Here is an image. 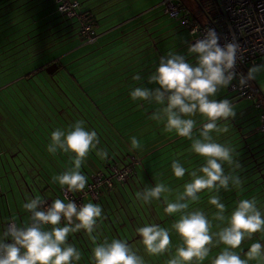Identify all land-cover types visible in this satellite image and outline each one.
<instances>
[{
  "label": "clouds",
  "instance_id": "obj_1",
  "mask_svg": "<svg viewBox=\"0 0 264 264\" xmlns=\"http://www.w3.org/2000/svg\"><path fill=\"white\" fill-rule=\"evenodd\" d=\"M198 29H193L195 36ZM240 45L233 41L224 46L219 44V36L214 29H207L202 39L187 48V55H195V64L189 63L185 55L170 51L162 56L149 83L158 87L149 89L136 87L130 92L133 101L155 102L166 105L154 112L150 119L164 121L168 133L191 141L190 151L203 158L202 166L188 171L179 160H173L171 171L177 179H183L186 172L190 179L183 183L182 190L175 191L165 183H156L136 193V199L144 205L161 201L163 211L168 216H178L170 226L145 223L135 232L140 237L144 253L149 257L168 255L165 264H203L209 260L213 249L218 253L211 257L209 264H264V244L255 241L250 244L243 257L241 246L252 240L254 234H264V208L258 206L255 197L240 199L230 215H226V205L220 196L221 190H243V179L238 173L240 163L235 159V148L217 142L213 133L227 132V121L236 115L233 102L227 98L214 97L238 78L241 88L264 72V64L253 65L247 74L235 71ZM134 80H140L136 75ZM199 114L204 121L194 135ZM224 126H221V125ZM100 143L95 130H88L84 120H77L65 131L57 128L51 133L47 151L55 155L58 151L74 154L73 166L52 181L68 193L83 192L88 187V177L81 172V166L93 150L101 159L108 153L98 149ZM131 149H137L139 140L130 137ZM225 165L230 169L225 172ZM211 193L208 204L216 211L212 219L200 209H190L198 203L200 194ZM170 197H174L170 199ZM23 208L30 213L29 221L23 226L9 222L0 238V264H78L81 251L69 237L83 230L92 241L91 264H147L145 258L137 254L133 244L126 239L98 241L96 235L98 221L103 217V208L98 203L77 204L74 200L55 199L50 206L43 207L47 200L40 195L26 196ZM213 221L215 224L214 231ZM46 226H50L48 229ZM179 237L180 244L174 252L171 234ZM10 239V243H5Z\"/></svg>",
  "mask_w": 264,
  "mask_h": 264
},
{
  "label": "trees",
  "instance_id": "obj_2",
  "mask_svg": "<svg viewBox=\"0 0 264 264\" xmlns=\"http://www.w3.org/2000/svg\"><path fill=\"white\" fill-rule=\"evenodd\" d=\"M3 1L12 2L13 0H0V5H3L1 4L3 3ZM51 1L54 3L53 0ZM197 2L201 5L202 9L204 10V15L207 19H212L215 17L217 13V7L214 6L211 0H197ZM78 5L79 13H81L84 18H86V23L93 28L94 33L97 35L95 31L96 27L94 20L90 17L88 12L81 11L80 4ZM59 17L61 16L59 15ZM63 20L67 22V25L66 27H61L60 31L63 32V34L59 37L60 41L58 43L67 44L73 40H78L82 48H90L91 46L96 45L98 40L94 44H85V40L80 34V26L77 21L65 19ZM45 31H47V29ZM50 36L51 34L48 36L44 35L45 38H48ZM30 39L31 38L29 37L23 43L28 42ZM19 45L20 44H17L16 47H18ZM46 45L47 43H43L42 46H45V48L40 51L38 47H35V42H32L30 46H34L35 48H32L31 51H28V46H25L21 50H17L13 55H17V58L15 59L20 60L21 63L27 61L28 68L27 71L19 74V76L14 79L15 81L7 85L6 87L0 89V122L5 121V119L10 121L8 125H5L6 123L0 124L1 130H3L2 125H4V127L6 128V130H3L5 131L4 133L6 138H8L14 144H17L16 140L19 139V137L16 136L18 135V133L16 132V129H14V127H17L18 131H20L19 134L22 133L26 136L30 144L36 145V143H38L41 138H44L45 140H51V133L55 129L60 128L67 131L70 126L73 125L77 120H84L86 129L95 130L98 134L100 140V143L97 146L98 149H104L108 153L106 159H101L99 156H97L95 150L89 153L86 158L87 163L89 164H85V166L87 168L89 167L88 169L90 171L88 172L86 170L84 164H82L81 166V172L88 177V183L90 181V177L97 173L101 174L103 177L106 178L108 175H110L112 167H128L131 170V173L129 174L125 182L120 184L114 182V188L111 191L103 189L99 194L98 202L93 203L100 204L103 208V211L105 212V205L109 206L110 203L114 204V196L117 198L118 193L122 197L123 195H126V202L132 203L135 209V214L133 213V211H131L130 213L124 211L126 212L125 217L129 219L131 224V227H129L132 228L134 232L137 227H141L145 223L153 222L163 227L170 228L171 224L176 219H178V216H168L165 213L163 216H161L160 212L157 211L156 207L160 206V210L164 212L163 208L165 207V205L163 204L162 199L161 201H153V203L149 205H142L141 203H138V200L136 199V196L133 191V185L135 186L136 192L144 190V185L140 179L139 173L142 175L149 187L154 186L156 184L154 179L158 176L154 175L151 177V172L147 171L149 167L144 166V161H142L141 159L144 157L145 154L149 155L147 153H150L151 151L148 150L154 148L156 145H158V143L150 148L144 147V150H140V147H138L139 149H131L130 142L125 140L126 135L124 134L125 129L123 131L124 127L114 128L112 123L110 122L111 118L113 119L114 117H118L120 114L110 115L111 117L109 118V112H103L104 110H102L105 107H111L110 109H113L112 111H114V109L120 107L121 104H116L115 102L113 104L108 105L107 103L111 102L115 98H111L105 101L106 98H104V96H99L100 92H98V90L101 91L99 82L101 80L100 78L102 77L100 76L103 75L105 77H109L115 74L116 76L118 75V77L123 76V79L127 80V77H124V75L129 73L134 68L138 67L141 63L139 65H136L135 67H132L131 65H121L117 70L112 72V68H115L114 66L117 65H111L110 63L113 61V59L122 58L121 56L118 57V55H116L121 53L120 49L117 52L115 51L110 53L106 57H102V54L104 53L102 52L103 47L101 48L97 46L95 48L92 47L91 49H88V51L84 52V54L82 53L78 57V59L69 63H63L60 60L56 61L55 59H50L48 61L43 62L44 64L33 65L36 60L43 58L46 53L51 51L49 49L54 47V45L52 44L50 46ZM82 48L80 47L79 49ZM155 48L159 56H161L157 45L155 46ZM23 50L25 51L24 53ZM109 56H111L110 60L106 61L107 57ZM22 59H24V61H22ZM52 63H56L58 69L53 74L47 75L44 72V68H46ZM149 67L150 65L147 66V68ZM13 68L18 67L14 66ZM154 69H156V67L150 70L153 71ZM15 71L16 70H13V72ZM149 72L151 71H148L147 75L149 74ZM137 74L138 72H135L127 76L128 78H132ZM123 79H121V82H123ZM148 79H146V81H148ZM91 92H93L92 95ZM4 93H6V95H4ZM130 102H133V104H131L127 109H133L135 106H140V103L143 101L139 100L137 103H135V101L133 100H125L122 105L129 104ZM195 132L196 131H194V133ZM260 136L264 137L262 135ZM240 138L242 141L243 138ZM240 138H237L236 142L239 143ZM178 139L179 137H177L175 141H178ZM245 145L246 144H244L243 149L236 150L235 154L237 155V157H241L242 159L241 161H239L241 168L237 170L239 175L241 176L243 181L248 178L249 179L247 182L243 183L242 191L236 189H233L231 191L221 190V192L219 193L222 198V202L226 205V215H230L231 211L236 206V202L240 199H250L255 197L258 202V206L264 208V189H260V183H264V176H262L261 181H256L258 179L257 175H264V157H261L262 159L258 163L255 161L248 163L249 159H255L256 155L251 153L252 156H254L253 158H251V154H248V151H245ZM38 149H40V147H38ZM179 151L172 153V155H177ZM61 153L64 154L65 158L70 162V164L73 165L71 157L74 154L64 153L62 151ZM164 153L159 154L158 156L163 157ZM189 153L192 152L188 150L187 152L183 153L182 156H186ZM195 155L196 154L192 153L190 157ZM197 160H199V158ZM194 162H196V160H193L192 164ZM187 166H189V164H186L184 167ZM224 167L225 172L227 173L230 169L227 165H225ZM146 175H148V179L150 181H148V179L145 177ZM166 178L167 177L159 178L157 183L163 182L164 180H166ZM176 179L177 178L175 177L173 179H169V181H165L164 183L168 186L169 182L174 181ZM187 180L188 179L183 180V183H185ZM181 184L177 183L169 187L174 188ZM255 190L257 191L254 192ZM210 195L211 193H208L206 190L202 192L200 194V201L198 203L190 205V209L198 208L204 211L205 214L209 217V219H212L213 213L216 211V209L214 208V206L208 204V197ZM133 196L134 200L137 202L136 204L133 203V200L131 198ZM170 198L172 199L174 197ZM87 202L92 201H85V203ZM144 210H147L146 212H148V214H146ZM124 219L125 218H123L122 216L121 220L123 224L119 225L120 228L121 226L127 227ZM133 222H136V226L133 224ZM216 223L219 222L213 221L214 231L216 230ZM98 224L99 227L97 229L96 235H102L100 236V239L102 241L103 237L104 239H107L109 241L114 238L121 239L119 231L115 229L113 224H108V226H112L113 229L111 230L110 237L106 234L107 229L105 225L103 226L102 224H100L99 221ZM121 232L122 234H124V239H126L130 244H133V247L137 251V254L145 258L147 264H165V261L169 258L167 254L159 257L147 256L143 251L142 245L139 244V239L133 241V237L127 238L123 228H121ZM73 234L75 235V241L70 235L68 242L74 244L81 251L82 259L78 262V264H91L90 257L91 249L93 247L91 240L88 238L87 235H85L84 237L82 235V232H78L77 235L76 233ZM136 235L137 234L135 232V236ZM77 236H79V239H77ZM171 240L173 244L172 251L174 252L175 246H178L181 242L175 232H172ZM255 241H259L264 244V234H254L252 240H246L242 244V257L244 252H246L249 248L250 244ZM87 243H89L90 248L87 247ZM83 244L86 247V250L82 247ZM218 251V248L213 249L212 253H210L209 260L212 256L216 255ZM209 260L204 261L203 264H209ZM251 264H256V262L252 261Z\"/></svg>",
  "mask_w": 264,
  "mask_h": 264
},
{
  "label": "rangeland",
  "instance_id": "obj_3",
  "mask_svg": "<svg viewBox=\"0 0 264 264\" xmlns=\"http://www.w3.org/2000/svg\"><path fill=\"white\" fill-rule=\"evenodd\" d=\"M24 1H28V0H21V1L17 0L16 1L17 3L15 2V3L11 4V6L13 5V8H15L19 4L23 3ZM78 1H80V0H78ZM155 5H157V4H153V3L147 4L146 5L147 7L144 9H141L140 11H138V12L137 11L127 12L123 16L121 15V17H119V18H116L117 17L116 14H112L111 16L113 18H110L111 16H109V17H106V19L101 20L100 21V24H101L100 27L98 29H95V31H96L97 35L99 36L102 33H104V31H106V30L115 29L117 26L121 25L126 20L131 21L135 17H138L139 15L144 16V14H143L144 11L148 10L149 7L151 9V7H153ZM0 6H2V5H0ZM186 6L185 7L188 9V11H191L192 13L195 14V17H198V21L200 23H205L206 16L203 14L205 17L204 18L203 16H201L200 13H197L196 12L197 9L192 5L191 2H189V0H186ZM104 7H107V6L105 5ZM133 7L135 9H137L136 4ZM110 9H112V8H110ZM157 9H158V11L154 14L155 22L157 24L160 23V25H162V27H164L163 30L166 33L161 36L158 34L157 31L151 30V32H152V33H150L151 36L147 35L148 37L145 34L141 33L142 39H140L141 40L140 42H136L135 44H133L134 42L132 43V38L130 40V43H129V40H126L127 49L121 50V53L118 54V57L121 56L122 58L113 59V61L110 63L111 65H117V66H114L115 68H112V72L117 70L121 65L122 66L131 65L132 67H135L136 65H139L140 63L141 64L138 67L131 70L126 75H124V77H127V80L123 79V76L118 77V75L116 76L115 74H113L112 76H109V77L102 76V78H104V79L101 82H99V86H100L101 91L98 90V92H100L99 96H102V97L104 96V98H106L105 101L108 99H111V98H115L111 102H108L107 103L108 105L113 104L115 102H116V104H121V106L118 107L117 109L115 108L114 111H112L113 109H110L111 107H109V108L105 107L102 110H104L103 112H109V114H108L109 118L111 117L110 115L120 114L118 117H114L113 119L111 118L110 122L112 123L114 128L124 127L123 131L125 129L124 134L126 135V137H125L126 141L130 142V137L135 136L139 140L140 150L143 149L144 147L150 148V147H152L158 143V145H156L154 148L148 150V151H151L150 153H147L149 155L145 154L141 160L144 161V166L149 167L147 171L151 172V177L154 175L158 176V177H155V179H154L155 183H157L159 178L167 177L166 180L163 181V183H164L165 181H169V179L175 178L174 175L172 174V171H171V163L173 160H179L183 166H185L186 164H189V166L185 167L188 171L194 170V169L202 166L204 163V160H203V158H201L197 155L190 157L192 155V153H189L186 157L185 156H179L180 154L187 152L190 149V145H191L190 140L182 138V137H179L180 140L178 139V141H177L178 143H176V147L171 148V153L177 152L180 149L181 150L177 153V155H172L171 157H167V159H166V152L165 151L169 150L170 147H172V144L174 143V141L177 139L178 136H176L175 133H168L165 131V129H164V123L165 122L164 121H155V120L150 119V116L154 112H156L158 109H160L166 105H158L154 101L151 103H149L147 101H143L140 103V106H135L133 109H127L131 104H133V102H130L129 104L122 105L125 102V100H132L130 97V92L132 90H134L136 87H146L149 89H154V88L158 87V85H156L155 83H149L148 78L150 77V75L152 73L155 72L154 71L155 69L153 71L150 69L158 67L160 58L162 56L167 55L170 51L177 52L178 54H181V55H185L186 59L189 63L195 64V55H191V56L187 55L188 40H182L181 34L178 33L179 31L182 30L179 22L174 21L172 19H169L167 16H165L163 14V10L161 8H157ZM2 11L3 10H1V12ZM15 11H17V12H15ZM44 15H46V18H44L45 17ZM154 17L150 16L149 18H154ZM47 18H48V20H47ZM145 18H146L145 21H147V16ZM2 19L3 18H0V73L3 72L2 75H4V78L0 79V89L11 84L13 81H15L14 79L16 77H18L19 74L27 71V68H28L27 61L20 64L21 67L13 68L14 66H16L18 61L19 62H21V61L20 60H16V61L13 60L12 61V58H7L4 60H1L5 56L14 55L15 52L17 51V48H19V47L24 48L25 46H28L27 47L28 51H31L32 48L38 47V49H40V51H41L42 49L45 48V46H42L43 43H47L46 46H50L53 43L54 47L49 49L51 51L46 53V55L43 58L36 60L33 63V65H40L43 62L48 61L50 59H55L56 61L60 60L63 63H69V62H72V61L78 59V57L82 53L84 54V52L88 51V49H91L92 47L95 48L97 46H101L100 44L103 43V40H104L103 38H105L103 36L102 37L99 36L97 39L98 41H97L96 45L91 46L90 48H86V47L82 48V46L78 40H73L67 44L66 43L65 44L58 43L60 41L59 37L63 34V32L60 31L61 27H66L67 22H65L61 17H59V15L56 11V5L52 1H48V0H29V3L23 5V8L21 10L20 9L14 10L12 12L11 16H7V18H4L5 22L2 21ZM135 20H137V19H135ZM140 20H143V19H139V22H140ZM152 23L153 22H151V24L149 25L150 27H151ZM52 24H53V29L55 31L59 30L60 32L57 31V32H55V34L53 36H50L49 38H45L44 35L40 32L45 31L46 29H49ZM142 29H143V31H146L145 30L146 28H142ZM182 31H184V30H182ZM38 34H40V35H38ZM19 35H23L22 38L19 40H15V39L20 37ZM145 36H146V38H145L146 40H147V38H151V41L149 40V42L147 41V43L144 42L143 37H145ZM29 37L31 39L28 42H26L25 45H19L18 47H16L17 42L22 41V40L23 41L27 40ZM110 37L114 38L116 36L114 34H112V35H110ZM127 38H128V36L126 37V39ZM134 38H136V37H134ZM154 38H155V40H154ZM164 38H167L166 41L169 40V45H171V48L169 50H164L163 52H161V56H159L158 52L155 50L154 45L157 41L164 39ZM106 39H108V38H105V42H106ZM32 42H35V47L30 46L32 44ZM160 43L161 42H159L158 44H160ZM174 43H176V45L172 46ZM116 44L114 46L112 44H110L107 47H115ZM138 46H139V48H138ZM148 46H151V48L149 50L146 49L145 51H143ZM80 47L82 49H79ZM134 47H137V48L132 49ZM160 49L163 50L165 48L162 46V47H160ZM24 52L25 51L23 50V53ZM23 53H19V54H23ZM15 56H17V55H15ZM148 58H150V59H148ZM146 59H148V61L145 62ZM119 62H121V63H119ZM261 64H264V62H259L257 65H261ZM149 65H150V67L147 68V66H149ZM29 66H32V65H29ZM13 70H16V71L13 72ZM148 71H151V72H149V74L147 75ZM135 72H138L137 75H139V76L143 75V76L141 77L140 80H136L134 82H129L132 78H128L127 75H130L131 73H135ZM247 72H248V70H247ZM2 75H0V76H2ZM121 79H123V82H121ZM146 79H148V81H146ZM127 82H129V83H127ZM140 82H141V84H140ZM249 82L253 86H255L258 90L260 89L262 93H264V72H261L259 75H257L256 79L251 80ZM228 88L229 87L221 89L214 98L217 100L225 99V98L231 100L235 106L236 115L234 118H229V120L227 121V124H228L227 127L229 129L227 132H222L219 134L213 133V136H214V138L217 139V142L223 143V144L228 145L230 147L233 146V148H235V151L239 150V149H243L244 144H246L249 141H256L258 147L255 148L253 150V152H255V151L259 152L258 150H260L261 148H264V137H261L260 134H258L255 131L256 126H257V120H256L257 112L253 106L254 102L252 100L237 98L234 94L228 92ZM92 94H93V92H91V95ZM4 95H6V93H4ZM124 97H125V99H124ZM138 101H135V103H137ZM253 115H254V117H253ZM193 118L197 121V129H194V131H196L194 133V135H196V134L199 135L198 129L206 121H204L203 118L199 114H197ZM238 118L246 120V123L243 125L244 128L242 129V131L245 132L248 129L250 130V132L248 134H246V136L251 134L250 136L246 137L245 140H247V142L243 141V139L241 141L240 137H239L240 142L239 143L236 142L237 136H238V134L236 132L237 131L236 125H238L240 123V120H241ZM1 123L2 124L6 123L5 125H8V123H10V121L5 119V121L0 122V124ZM2 126H4V125H2ZM221 126H224V125L222 124ZM198 135H196V136H198ZM173 137H175V138H173ZM23 149H24V151L27 150L26 147H23ZM163 153H164L163 157L158 156L159 154H163ZM251 156H252V154L250 155V157ZM177 157H179V158H177ZM26 158H28L30 161L29 162L26 161V163H25L24 161L26 159L20 158L23 161V162H21L20 160H17V158H15L17 160L16 164L18 165L19 170H20V172H22V174L24 172L23 171L24 165L28 166L27 168L30 170H31L32 166L35 167L36 171H39L38 169H41V164H40L41 161L34 154L31 153V155L26 156ZM198 158H199V160H197ZM193 160H196V162H194L192 164ZM28 163L29 164L31 163L32 165H28ZM54 172H55L54 174L57 175L56 170H54ZM15 174L17 175L18 179L20 181H22L20 173L18 171L17 172L15 171ZM34 175H36V174L34 173ZM139 176H140V179L144 185V188L149 187L140 173H139ZM257 176H258V179L256 181H261V178L264 175L259 174ZM145 177L148 179V175H146ZM6 178L12 179V176H6L3 173V177L1 178V180L5 181V180H7ZM36 179L39 181L38 176L36 177ZM185 179H188L186 182H188L190 179L187 172H186L183 179H176L174 181H171L168 183V186H171V185L173 186L174 184H177V183L181 184L182 183L181 185L172 188L174 191L178 188L182 189L183 180H185ZM248 179L244 180V183L247 182ZM148 181H150V180L148 179ZM158 183H160V182H158ZM4 184L5 183H3V185ZM24 186H25L26 192H27L26 196H32V197H34L35 195L41 196V194L36 189H33V187H31V192H30L28 187L26 185H24ZM54 190H55V193L57 194L56 197H55L56 194L54 195L53 192H48L45 195L46 198H49L51 201L58 198V195H60L61 188L58 185L57 187L55 186ZM133 191H134V194L136 196L137 192L135 190L134 185H133ZM256 191L257 190H255L254 192H256ZM7 194L10 198V202L12 203V195L10 193H7ZM117 196H118L117 198L119 200L114 196V198H113L114 204L110 203L109 206L105 205L106 203L104 204L106 211L105 212L103 211V217L99 220V222L103 226L105 225V227L107 229L106 234L109 237L111 235V230H113L112 226H110V225L108 226V224L110 223V224H113L115 229L119 231L121 239L125 238L124 234H122V232H121V228L124 229V233L127 236V238H130V237L135 238V232L132 228H130L131 227L130 221L127 217H125L126 212L130 213L131 211H133V213L135 214V212H134L135 209H134L132 203L126 202V198H127L126 195H123V197H122L118 193ZM131 198L133 200V203L136 204L137 202L134 200V196ZM138 203H141V202L138 201ZM159 207H156V209H157V211L160 212L161 216H163L164 212H162ZM124 211H126V212H124ZM144 211L146 214H148V212H146L147 210H144ZM122 216H123V218H125L124 220L126 222L127 227L121 226V228H120L119 225L123 224V222L121 220ZM133 224L136 226V222H133ZM108 227H110V228H108ZM48 229H50V226H48ZM81 232H82V235L85 237L86 234L83 232V230ZM77 233H76V235H77ZM71 237L74 240L75 235L71 234ZM82 247L86 250V247L84 246V244L82 245ZM87 247L90 248L89 243H87Z\"/></svg>",
  "mask_w": 264,
  "mask_h": 264
},
{
  "label": "crops",
  "instance_id": "obj_4",
  "mask_svg": "<svg viewBox=\"0 0 264 264\" xmlns=\"http://www.w3.org/2000/svg\"><path fill=\"white\" fill-rule=\"evenodd\" d=\"M16 1L17 0H14L12 2L3 1V3H1V4H3L2 6H0V18H3L2 21H4V18H7V16H11L12 12L14 10H17V9L21 10L23 8V5L29 3V0L24 1L23 3L19 4L17 7L13 8V5L11 6V4L15 3ZM48 1H51V0H48ZM160 1L161 0H80L78 2L80 4L81 11L88 12L90 17L94 20L96 29H98L100 27V25H101L100 21L101 20L106 19V17H109L112 14H116V16H117L116 18H119V17H121V15L123 16L127 12H131V11H137L138 12L141 9L146 8L147 4H150V3L157 4V5L153 6L154 8L151 7V9H150V7H149L148 10L144 11V13H143L144 16L139 15L138 17H135L131 21L126 20L121 25L117 26L115 29L106 30V31H104V33L99 35L100 37L103 36L105 38H108V39H106V42H105V38H103L104 39L103 43L100 44L101 46H98L101 48L103 47L102 52H104V53L102 54V57H106L107 55H109L112 52H115V51L117 52L119 49H120V51L127 49L126 40H129V43H130V40L132 38V43L134 42L133 44H135L136 42H140L141 41L140 39H142L141 33L145 34L146 36L147 35L151 36V34H150V33H152L151 30L157 31L158 34L161 36L166 33L163 30L164 27H162V25H160V23L157 24L155 22V17H154V14L158 11L157 8H159L156 6H158ZM180 1L186 6V0H180ZM189 2H191L192 5L197 9L196 12L200 13L201 16L204 17L203 13L197 8L195 1L189 0ZM135 4L137 5V9H135L133 7V6H135ZM105 5L107 7H104ZM110 8H112V9H110ZM1 10H3V11L1 12ZM15 12H17V11H15ZM191 14L194 16V18H196L198 20V17H195L194 13L191 12ZM44 16H45L44 18H46V15H44ZM146 16H147V21H145ZM150 16L154 17V18H149ZM110 18H113V17L111 16ZM135 19H137V20H135ZM139 19H143V20H140V22H139ZM205 19L207 21V18H205ZM47 20H48V18H47ZM151 22H153V23L150 27L149 25L151 24ZM142 28H146L145 29L146 31H143ZM57 31H59V30L55 31L53 29V24H52L50 26V28L47 29V31H45V32L41 31L40 33H42L43 35H47V36L51 34V36H53L55 34V32H57ZM178 33L181 34L182 40H188L186 32L181 30ZM112 34H114L116 37L111 38L110 35H112ZM23 35H19L20 37L15 39V40L21 39ZM127 36H128V38L126 39ZM133 36L136 38H134ZM146 36L144 37V42L147 43V41L148 42H149V40L151 41V38H147V40H146L145 39ZM154 40H155V38H154ZM166 40H167V38H164V39H161L155 43L158 46L160 53L163 52L164 50H169L171 48V45H169V40L168 41H166ZM25 41L26 40L19 41V42H17V44L25 45V43H23ZM159 42H161V43L158 44ZM110 44H112L113 46L116 44V46L115 47H107ZM52 45H54V44L52 43ZM156 45H154V47ZM174 45H176V43H174L172 46H174ZM162 46L165 49L161 50L160 47H162ZM135 48H137V47H134L132 49H135ZM138 48H139V46H138ZM150 48H151V46H148L147 48L144 49V51L146 49L149 50ZM21 49H22V47L17 48V50H21ZM116 55H118V54H116ZM111 56L107 57L106 61H109ZM7 58H12V61H13V60H16L15 58H17V56H13V55L12 56H5L1 60L7 59ZM148 59H150V58H148ZM148 59H146L145 62ZM22 61H24V59H22ZM19 63L22 64L21 62H19ZM19 63L17 62V64H16L17 67H20ZM42 64H44V63H42ZM2 73L3 72H1L0 75H2ZM102 76H100V77H102ZM1 78H4V75L0 76V79ZM100 79H101L100 80V82H101L103 80V78H100ZM133 80L134 79L132 77V79L130 81H133ZM134 81H136V80H134ZM260 92H261V90H260ZM261 96H262V99H264V93L261 92ZM253 117H254V115H253ZM238 119H241V118H238ZM245 123H246V120L241 119L240 123L238 125H236V130H237L236 132L238 134V136H237L238 139H239V137H242L243 141L247 142V140H245V139H246V137L250 136L251 134L246 136V134H248L250 132L249 129L246 130L245 132L242 131V129L244 128L243 125ZM14 129H16V132L18 133V135H16V134L15 135L17 137H19V139L16 140L17 144H14L12 141H10L8 138H6L5 133H4L5 131H3V130H6V128L4 126H3V130L0 129V238H2L3 231L9 222L15 221L18 225L23 226L26 222L29 221L30 213H28L23 208V204L26 202L25 197H26V193H27L24 185H26L28 187L30 192H31V187H33V189H36L41 194L42 198L46 199L49 202H52L49 198H46L45 195L48 192H53L54 195L56 194L54 189H55V186L56 187L58 186V183H55L52 181V176L55 175L54 170H56L57 175H59L62 172H64L65 170H67L68 168L73 166L65 158L64 154L61 153V151H58L55 155L50 154L47 151V145L50 143L49 139L45 140L44 138H41V140L38 143H36V145H32L28 142V139L26 138L25 135H23L22 133L19 134L20 131H18L17 127H14ZM176 143H178V142L174 141V143L172 144V147H170L169 150L165 151L166 157H171V155H172L171 148L176 147ZM23 147H26L27 150L24 151ZM38 147H40V149H38ZM257 147H258V145H257L256 141H249L246 143V145H245L246 150L245 151H248V154L253 153L256 155L255 159L253 158L254 156H251V158H253L254 160L249 159L248 163L254 162V161L258 163L262 159L261 157H264V148H261L260 150H258L259 152H257V151L253 152V150ZM31 153L34 154L41 161V163H40L41 169H38L39 171H36L35 167L32 166V168L30 170L27 168L28 166L24 165L23 166L24 172L22 174V172H20L19 167L16 164V162H17V160H20L21 162H23L21 159H26L24 161L25 163H26V161L29 162L30 160L28 158H26V156L31 155ZM47 154H49L50 156ZM248 154H247V156H248ZM182 155H183V153L180 154V156H182ZM15 158H17V160ZM235 159L238 162L242 160L241 157H237L236 154H235ZM83 164H84V166H85V164H89V163H87V159H85ZM28 165H32V164L28 163ZM88 168L86 167V170L89 172L90 170ZM14 170L16 172L18 171L20 173L22 181H20L18 179ZM91 171H92V168H91ZM3 173L6 176H12V179L6 178L7 180H5V181L1 180V178L3 177ZM34 173L36 175H34ZM37 176L39 177V181L36 179ZM3 183H5V184L3 185ZM260 185H261L260 189H264V183H260ZM7 193H10L12 195V203L10 202V198H9ZM56 196H57V194L55 195V197ZM58 198L61 199L60 195H58ZM46 227L48 228V226H46ZM100 236H102V235H100ZM100 236L97 235L98 241L102 242V240L100 239ZM77 237L76 238L79 239V236H77ZM102 239L104 240V237ZM8 241H9V239L4 240L5 243H7Z\"/></svg>",
  "mask_w": 264,
  "mask_h": 264
},
{
  "label": "built area",
  "instance_id": "obj_5",
  "mask_svg": "<svg viewBox=\"0 0 264 264\" xmlns=\"http://www.w3.org/2000/svg\"><path fill=\"white\" fill-rule=\"evenodd\" d=\"M57 13L65 20H75L79 23L80 34L85 44H94L98 36L93 28L86 23V18L78 11V0H53ZM217 13L214 18L200 23L188 11L180 0H161L157 7L163 10V14L169 19L178 21L188 37V46L196 40L202 39L207 29H214L219 36V44L224 46L229 42H237L241 51L237 53L235 71L238 74H247L248 68L264 62V0H216ZM193 29H198L193 36ZM228 92L239 99L252 100L257 112V126L255 131L264 136V99L260 91L248 82V86L241 88L238 78L234 79L228 88ZM131 173L128 167H112L110 175L106 178L101 174L90 177L88 187L83 192L68 193L60 190V198L67 202L74 200L78 205L85 201L98 202V197L103 189L113 190L114 182L123 183ZM51 202L43 207L50 206ZM11 240L7 243H10Z\"/></svg>",
  "mask_w": 264,
  "mask_h": 264
},
{
  "label": "water",
  "instance_id": "obj_6",
  "mask_svg": "<svg viewBox=\"0 0 264 264\" xmlns=\"http://www.w3.org/2000/svg\"><path fill=\"white\" fill-rule=\"evenodd\" d=\"M195 3H196V6L197 8L204 14V10L202 9L201 5L197 2V0H194ZM211 2L214 4V6L217 7V3H216V0H211ZM58 67H57V64L56 63H52L50 64L49 66H47L46 68H44V72L47 74V75H51L53 74L55 71H57ZM140 239L139 236H135V238L133 239L134 240H138Z\"/></svg>",
  "mask_w": 264,
  "mask_h": 264
},
{
  "label": "flooded vegetation",
  "instance_id": "obj_7",
  "mask_svg": "<svg viewBox=\"0 0 264 264\" xmlns=\"http://www.w3.org/2000/svg\"><path fill=\"white\" fill-rule=\"evenodd\" d=\"M183 30V29H182ZM185 32V31H184Z\"/></svg>",
  "mask_w": 264,
  "mask_h": 264
}]
</instances>
